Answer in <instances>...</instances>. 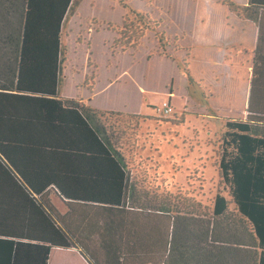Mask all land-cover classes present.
Masks as SVG:
<instances>
[{
  "label": "trees",
  "instance_id": "obj_1",
  "mask_svg": "<svg viewBox=\"0 0 264 264\" xmlns=\"http://www.w3.org/2000/svg\"><path fill=\"white\" fill-rule=\"evenodd\" d=\"M79 1L0 0V264H48L54 248L88 264H264V0L228 3L259 29L246 119L225 122L213 160L161 150L149 170L173 190L195 187L187 174L200 170L198 191L185 192L198 214L143 204L136 180L146 171L125 148L144 153L146 140L122 132V143L116 121L126 114L60 96L62 31ZM150 25L130 9L114 48L138 49ZM207 177L224 188L204 194Z\"/></svg>",
  "mask_w": 264,
  "mask_h": 264
},
{
  "label": "rangeland",
  "instance_id": "obj_2",
  "mask_svg": "<svg viewBox=\"0 0 264 264\" xmlns=\"http://www.w3.org/2000/svg\"><path fill=\"white\" fill-rule=\"evenodd\" d=\"M216 1L235 4L233 0H210L208 3L200 0H81L73 7L64 23L61 37L60 96L80 100V89L89 88L97 81L99 96L94 103L101 105V109L125 107L126 110L140 114H126L125 118L119 117L116 122L119 132L117 135L122 136V143L124 135L146 140L142 145L144 153L131 150L129 146L125 148L126 152H130L129 156L135 168L141 166V170L146 171L137 175L136 180L143 204L157 207L158 202H162L173 207L175 211L204 213L205 210L197 201L186 205V198L190 197L185 195L186 191H198L199 183L196 181L205 178L196 180L195 177H206L200 174V170L196 168L198 172L193 174L195 169L191 167L187 174L190 178L194 177L192 184H196L195 187L175 190L168 182H159L149 170L157 167L153 162L161 150L175 154L181 158L179 160H185L184 157L189 151L193 154L198 152L202 157V153H207V158L213 160L214 150L219 147L221 135L225 131V122L246 119L245 114L242 118L221 117L213 120L208 117L213 114L212 111L193 106L186 109V97L180 99L171 97L168 93L176 90L178 95H184L182 93L188 86L189 58L192 72L196 77L199 76L198 58L188 55L190 31L200 25L194 22L198 16V8L203 7L210 11L219 5ZM130 9L140 12L144 20L150 22V26H155L158 33L164 32L167 40L165 49L159 46L155 30L145 34L141 46L136 50L123 53L119 48H114V39L117 36L114 30L122 26ZM213 15L218 14L211 13L210 16ZM137 20L136 16L130 19L133 22ZM193 41L195 42L194 38ZM90 53L93 57L88 58ZM195 83L199 84L198 81ZM195 85H190V92H195L199 98L201 88ZM166 88L168 91H165ZM169 98L172 99L175 113L166 116L160 112V108ZM113 127L114 125L110 126L109 131H113ZM122 132L124 135H121ZM194 134L197 137L193 140ZM138 154L140 159L136 158ZM158 162L156 161L157 164ZM177 164L181 166L180 162ZM187 164L181 166L183 172ZM207 178L211 180V184L206 187L200 185L202 190L205 189L204 194L214 195L218 187L219 190L224 188L218 180ZM55 204L59 210L65 212L60 201ZM195 220L194 223L199 226L196 231H199L202 229V222L205 223V217ZM72 253L75 257L78 255L75 251ZM76 258L81 261L80 257Z\"/></svg>",
  "mask_w": 264,
  "mask_h": 264
},
{
  "label": "crops",
  "instance_id": "obj_3",
  "mask_svg": "<svg viewBox=\"0 0 264 264\" xmlns=\"http://www.w3.org/2000/svg\"><path fill=\"white\" fill-rule=\"evenodd\" d=\"M200 2L208 3L210 0H200ZM233 2L238 6H247L249 0H233ZM216 3L219 5L214 6L210 11L203 7L198 8V16L194 20L195 23L200 24L195 27V30L198 29V31H190L191 44L187 48L189 50L188 55L198 58L199 76L196 77L192 72L190 67L191 58H189L188 86L182 93L184 95H178L179 93L176 90L175 92H169L167 88L165 91H168L171 97L175 96L180 99L186 97V109L193 106L194 108L212 111L213 114L209 113L208 116L210 119L218 120L221 117L229 119L242 118L245 116L248 107L254 52L258 43L259 29L256 23L241 19L232 12L228 4L217 1ZM211 13L219 16H210ZM108 50L111 52L110 49ZM89 57H93L92 53L89 54ZM196 80L199 84L195 83ZM96 83L98 82L95 81L90 86L92 91L87 87L80 89L82 90L79 95L80 101L86 106L101 111L140 115L134 111L126 110L125 107L101 109V105L94 103L99 96ZM192 84H196L195 87L201 88L199 98H197L195 92H190V85ZM141 89L144 91L143 88ZM164 103H169L174 109L171 98ZM52 200L54 204L59 201L54 195ZM60 211L65 213L62 210ZM73 251L78 253L76 257H80L81 261L77 260L74 253H72ZM48 264H88V262L76 249L54 248L51 251Z\"/></svg>",
  "mask_w": 264,
  "mask_h": 264
},
{
  "label": "built area",
  "instance_id": "obj_4",
  "mask_svg": "<svg viewBox=\"0 0 264 264\" xmlns=\"http://www.w3.org/2000/svg\"><path fill=\"white\" fill-rule=\"evenodd\" d=\"M160 112H162L166 116H170L174 113L173 108L169 105V103H164L162 108H160Z\"/></svg>",
  "mask_w": 264,
  "mask_h": 264
}]
</instances>
